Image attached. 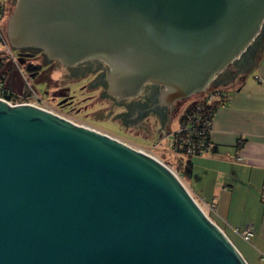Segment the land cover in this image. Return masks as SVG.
Wrapping results in <instances>:
<instances>
[{
  "label": "water",
  "instance_id": "obj_1",
  "mask_svg": "<svg viewBox=\"0 0 264 264\" xmlns=\"http://www.w3.org/2000/svg\"><path fill=\"white\" fill-rule=\"evenodd\" d=\"M263 26L264 0H16L6 39L104 63L119 100L153 84L171 105L234 80ZM0 264L248 263L156 158L0 100Z\"/></svg>",
  "mask_w": 264,
  "mask_h": 264
},
{
  "label": "crops",
  "instance_id": "obj_2",
  "mask_svg": "<svg viewBox=\"0 0 264 264\" xmlns=\"http://www.w3.org/2000/svg\"><path fill=\"white\" fill-rule=\"evenodd\" d=\"M244 57L212 116L209 152L191 158L183 178L225 234L247 245L251 264H264V38ZM245 227L248 243L236 233Z\"/></svg>",
  "mask_w": 264,
  "mask_h": 264
},
{
  "label": "rangeland",
  "instance_id": "obj_3",
  "mask_svg": "<svg viewBox=\"0 0 264 264\" xmlns=\"http://www.w3.org/2000/svg\"><path fill=\"white\" fill-rule=\"evenodd\" d=\"M16 0H0V4H4V9H3V18L0 20V25L2 28L5 29L6 31V22L8 17L10 16L11 12L14 9ZM264 38V26L262 28V31L256 38L254 44H252L249 47V51L252 52V50L255 48L256 45L259 44V42ZM13 53L16 56L17 60L19 61L22 66L25 64L31 62L35 65H40V71L37 74V76L34 77H29V80L31 81V84H33L37 91L41 94L43 99L46 101L48 106L56 113L62 115L63 117L69 119L73 123H76L78 125L85 126L87 128L96 130L100 133L106 134L112 138H115L121 142H124L127 145H130L134 147L135 149L139 150H144V151H151V154L159 159L162 163L166 164L167 166H170L173 171L177 174V176L180 178L182 183L185 185L184 181L185 178L177 171V167L179 165H185L186 160L179 156H176L174 153H172L169 148L165 145V143H160L157 147L152 148L153 144L156 143L157 141V134H158V129L151 127V134L146 135L142 132L133 130V129H126L122 125H120L116 121H111V120H102L99 121V123L93 121L88 117L90 113H88L89 109L95 111H101L105 113V107H106V100L103 101L102 105H99L98 109L97 107L91 108V104L94 103L96 97L98 96V93H95L93 91L86 89H82V92L79 91V88L81 84L84 82L80 83L79 85L73 87L74 90L72 91L70 95V99L66 100L63 102L61 98H56L51 93L48 91V86H47V75H50V66L45 65L43 62V57L39 51L35 50H26L20 52V50L13 49ZM249 53V52H248ZM247 54V51H246ZM245 56V54H244ZM245 57H241L239 60L235 61L232 66L229 67V71H234L237 72L238 69L242 66V62H244ZM241 65V66H240ZM47 67V68H45ZM239 67V68H238ZM9 70L10 71H16L14 67L9 65ZM64 71H56V74L53 73L52 76L53 78H57L58 76L63 75ZM71 75V74H70ZM14 77L16 78V84L18 86L19 90H22L23 86L21 83V79L18 75L17 72H15ZM68 81V82H67ZM71 83V79L68 80V77L66 78L65 82L61 84L62 87H67L69 88ZM234 81L232 83H229L228 85H223L219 82L212 83L204 93L199 94V95H193L192 97L188 98V100L185 102L186 103V108H191L194 104L198 103L201 101L205 95L210 94L213 92V90H222L226 91L225 89L229 88L228 86L234 85ZM81 89V88H80ZM151 92L150 89V84H146L144 86L143 94H149ZM46 93V95L44 94ZM85 99V100H84ZM66 104L64 108H59V103L61 104ZM91 112V111H90ZM185 113V112H184ZM184 115V114H183ZM179 121L178 119H173L171 121V128L172 130L177 128ZM196 202L200 205V207L204 210V208L201 205V202L192 196ZM207 215H209L215 222H218V220L212 216V214H209L206 210H204ZM219 224V223H218ZM228 237L230 238L231 242L234 244V246L238 249L240 254L243 256V258L246 260L248 264H251L250 259L248 257L247 253V248L246 244L242 243L239 239L236 237H233L229 232H226Z\"/></svg>",
  "mask_w": 264,
  "mask_h": 264
},
{
  "label": "flooded vegetation",
  "instance_id": "obj_4",
  "mask_svg": "<svg viewBox=\"0 0 264 264\" xmlns=\"http://www.w3.org/2000/svg\"><path fill=\"white\" fill-rule=\"evenodd\" d=\"M27 50L39 51L36 49ZM22 51L26 50H20V52ZM39 52L43 57L45 65H49L51 69V74L47 75L46 79L48 91L51 95L56 98H61L64 102L70 99V95L74 90L73 87L84 82L81 84V89L79 88V91L82 92V89L84 90L87 88L90 91L98 93V96L94 100L95 102L91 104V108L97 107L98 109L99 105H102L104 100L107 101L105 103V113L100 110L93 112L94 109H89L88 111V113H90L88 117L97 123L102 120L116 121L126 129H133L146 135H150L152 131L151 127H154L158 129L157 136L159 137L166 133L165 129L168 126H170L171 129V121L173 119L177 118L180 122L184 112L187 110L185 102L188 99L176 101L171 105H166L160 100L162 88L153 84H150L151 92L149 94L142 95L144 89L143 87L137 98L119 100L108 93L109 68L104 63L97 60H86L74 66H65L59 61L48 59L42 51ZM57 70H65V72L63 75L53 78L52 74H56ZM232 72L237 75L236 72L232 70L229 71V68L224 72V74ZM67 77L68 80L71 79L69 88L61 86ZM215 82H219L221 84L223 83L216 80L212 83ZM44 94L46 95V93ZM63 102L61 104L59 103V108H64L66 106Z\"/></svg>",
  "mask_w": 264,
  "mask_h": 264
},
{
  "label": "built area",
  "instance_id": "obj_5",
  "mask_svg": "<svg viewBox=\"0 0 264 264\" xmlns=\"http://www.w3.org/2000/svg\"><path fill=\"white\" fill-rule=\"evenodd\" d=\"M9 65H12L16 71H10ZM15 72L18 73L21 79L23 86L22 90H19L16 84V78L14 77ZM29 77L33 76L26 73L22 64H20L17 60L13 53V49L8 44L6 34L0 25V100L5 101L12 106L30 105L62 116L54 112L48 106L41 94L37 91L36 87L31 84ZM226 99L227 92L222 90H213L212 93L205 95L201 101L194 104L189 111L184 113L181 121L177 125V128L175 130H172L171 128L169 133H164L159 136L156 143L152 145V148L157 147L163 142L172 153L182 159L184 158L186 161L193 157L207 154L211 145V122L208 119L205 107L220 101L223 102L221 103V105H223ZM139 151L154 157L151 154V151ZM164 165L167 166L166 164ZM167 167L173 171L170 166ZM205 214L207 215L206 212ZM236 233L244 242L247 243L250 242L254 235V232L250 227H245L242 230H236Z\"/></svg>",
  "mask_w": 264,
  "mask_h": 264
},
{
  "label": "trees",
  "instance_id": "obj_6",
  "mask_svg": "<svg viewBox=\"0 0 264 264\" xmlns=\"http://www.w3.org/2000/svg\"><path fill=\"white\" fill-rule=\"evenodd\" d=\"M3 9H4V4H0V20L3 18ZM4 33L6 34V31L4 28H2ZM254 44V43H253ZM257 46V45H256ZM247 52H249L250 54L252 53L251 51H249V48L247 49ZM248 53V54H249ZM246 55V53H245ZM244 57V55H243ZM24 70L26 71V73L32 75L34 78L37 76V74L39 73L40 71V65H35L31 62L25 64L23 66ZM239 68V67H238ZM240 69V68H239ZM238 72V71H237ZM236 72V73H237ZM221 103L223 102H217V103H213L209 106H206L205 107V111L206 113L208 114V119L209 121L211 122V119H212V116L214 114V112L216 111V109L221 105ZM190 109V108H189ZM189 109L186 110L189 111ZM182 119V118H181ZM181 121V120H180ZM189 163H190V159L186 161L185 165H179L177 167V171L183 176V177H188L190 175V168H189ZM209 218H211L209 215H208ZM212 220V219H211ZM215 224H217L214 220H212ZM221 228V227H220ZM223 231V229H222ZM224 232V231H223ZM225 233V232H224ZM230 239V238H229Z\"/></svg>",
  "mask_w": 264,
  "mask_h": 264
}]
</instances>
